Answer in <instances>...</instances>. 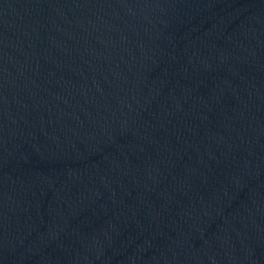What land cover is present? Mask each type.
Here are the masks:
<instances>
[{
    "label": "water",
    "instance_id": "obj_1",
    "mask_svg": "<svg viewBox=\"0 0 264 264\" xmlns=\"http://www.w3.org/2000/svg\"><path fill=\"white\" fill-rule=\"evenodd\" d=\"M0 264H264V0H0Z\"/></svg>",
    "mask_w": 264,
    "mask_h": 264
}]
</instances>
